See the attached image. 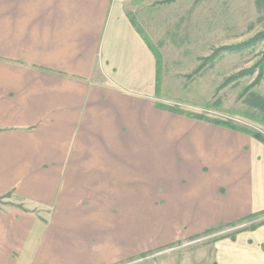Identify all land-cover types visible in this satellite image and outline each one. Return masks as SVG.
Listing matches in <instances>:
<instances>
[{"label":"crops","instance_id":"1","mask_svg":"<svg viewBox=\"0 0 264 264\" xmlns=\"http://www.w3.org/2000/svg\"><path fill=\"white\" fill-rule=\"evenodd\" d=\"M134 1L0 0V264H118L244 221L212 264H264V142L158 103Z\"/></svg>","mask_w":264,"mask_h":264},{"label":"rangeland","instance_id":"2","mask_svg":"<svg viewBox=\"0 0 264 264\" xmlns=\"http://www.w3.org/2000/svg\"><path fill=\"white\" fill-rule=\"evenodd\" d=\"M126 9L156 58L159 104L264 135V0H135ZM253 223L118 264H212L214 241Z\"/></svg>","mask_w":264,"mask_h":264},{"label":"trees","instance_id":"3","mask_svg":"<svg viewBox=\"0 0 264 264\" xmlns=\"http://www.w3.org/2000/svg\"><path fill=\"white\" fill-rule=\"evenodd\" d=\"M254 40L250 41V42H247V44H250L252 43ZM264 60V59H263ZM262 60V61H263ZM262 63V62H261ZM262 107H264L263 105H261ZM166 110H170V111H174V112H178V113H181V114H185L187 116H190V117H194V118H198V119H205V120H210L214 123H218V124H221V125H224V126H229L231 128H237V129H241L243 130L244 132H248L250 133L252 136H254L255 138H258L260 139L261 141L264 142V135H262V133L260 132H257L255 130H252L248 127H241V126H237L235 125L234 123L230 122V121H225V120H221V119H211V118H207L205 115L203 114H196V113H187V112H184V111H181L179 110L178 108L176 107H164Z\"/></svg>","mask_w":264,"mask_h":264}]
</instances>
